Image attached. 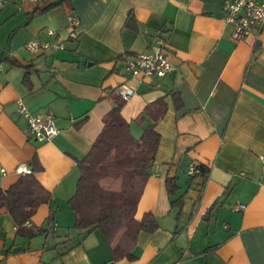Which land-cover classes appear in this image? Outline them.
Masks as SVG:
<instances>
[{"label": "crops", "instance_id": "0c3cea01", "mask_svg": "<svg viewBox=\"0 0 264 264\" xmlns=\"http://www.w3.org/2000/svg\"><path fill=\"white\" fill-rule=\"evenodd\" d=\"M223 1L4 0L0 188L17 182V166L27 163L52 201L21 230L0 208V264H264V26L235 40L221 19ZM69 14L79 19L73 32ZM48 30L63 49L30 52L26 44ZM158 34L174 72L125 76V57L147 52ZM121 88L132 91L121 115L134 138L154 121L148 105L162 98L165 111L155 123L160 140L135 211L137 220L153 214L158 228L139 233L133 259L113 261L99 230L74 228L68 199L76 164L113 107L109 94ZM19 101L34 114L53 115V140L30 141ZM193 163L207 169L205 180L188 181ZM166 177L178 185L170 197Z\"/></svg>", "mask_w": 264, "mask_h": 264}, {"label": "trees", "instance_id": "16d2710c", "mask_svg": "<svg viewBox=\"0 0 264 264\" xmlns=\"http://www.w3.org/2000/svg\"><path fill=\"white\" fill-rule=\"evenodd\" d=\"M113 107L103 116V127L91 148L76 167L79 176L75 190L68 204L75 214L74 228L78 230H99L107 239L113 261L121 258L133 259L132 250L140 232H151L158 228L157 218L145 213L140 220L135 211L149 168L158 148L160 135L155 123L165 111L162 98L148 105L145 112L153 109V123L148 125L140 138H134L129 122L121 115L124 105L118 92L110 93ZM141 121V116L136 118ZM199 173L189 176H207V169L197 164ZM165 188L168 196L178 189L175 177H166ZM171 201L170 204L177 203ZM52 201V192L46 189L34 174L20 177L8 189L0 188V208L6 207L15 224L21 230L42 204ZM178 216V214H177ZM55 221V211L48 217V224ZM47 229L40 228L39 232Z\"/></svg>", "mask_w": 264, "mask_h": 264}, {"label": "built area", "instance_id": "2783aa9c", "mask_svg": "<svg viewBox=\"0 0 264 264\" xmlns=\"http://www.w3.org/2000/svg\"><path fill=\"white\" fill-rule=\"evenodd\" d=\"M37 1V0H30ZM4 0H0V7ZM221 19L233 27L232 37L241 40L248 34L259 31L264 26V0H224L221 4ZM68 29L73 32L79 27V19L69 14L67 15ZM55 31L48 30L45 39L37 38L29 41L26 48L34 53L61 50L64 47L63 41L58 39ZM125 76L137 77L140 79L161 78L174 72L175 67L167 58V44L162 35L155 37V45L147 52L125 57L122 64ZM2 69L0 68V71ZM123 99H127L132 91L121 88L118 90ZM18 110L28 123V137L32 142H47L55 138L58 129L52 114H34L22 101L18 102ZM262 168L264 169V155L260 156ZM17 173L21 176L32 174L31 165L21 163L17 166ZM199 173V168L195 163L189 166L188 176ZM235 209H243L244 205H236ZM27 224L29 221L26 222Z\"/></svg>", "mask_w": 264, "mask_h": 264}]
</instances>
